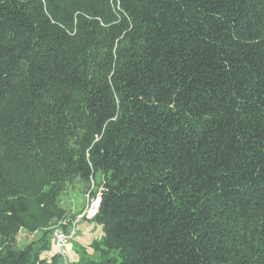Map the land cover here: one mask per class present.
<instances>
[{
    "label": "trees",
    "instance_id": "16d2710c",
    "mask_svg": "<svg viewBox=\"0 0 264 264\" xmlns=\"http://www.w3.org/2000/svg\"><path fill=\"white\" fill-rule=\"evenodd\" d=\"M73 177L105 232L82 264H264V0H0V239L51 241Z\"/></svg>",
    "mask_w": 264,
    "mask_h": 264
},
{
    "label": "rangeland",
    "instance_id": "374dc122",
    "mask_svg": "<svg viewBox=\"0 0 264 264\" xmlns=\"http://www.w3.org/2000/svg\"><path fill=\"white\" fill-rule=\"evenodd\" d=\"M99 21L100 33L94 38L93 46L88 51L87 59L89 62L90 73L100 74L103 69H107L113 58L119 57L123 51L127 40L124 34L111 41L109 33L112 26L120 25L123 19L115 16L113 13ZM71 143V140L69 141ZM97 186L89 185L78 177H73L64 183L63 190L59 194V204L67 211L66 220H71L84 209L87 202L88 189L97 190ZM79 234L68 243L64 252L67 261L58 259L55 256V250L51 241L46 237L44 230L29 232L20 230L12 241L5 243V239H0V249L4 246L12 248H30L33 254L38 256L40 264H82L84 260L93 257L95 254L94 244L101 243L104 232V225L95 219H82L79 222ZM30 264L35 263V256L32 257Z\"/></svg>",
    "mask_w": 264,
    "mask_h": 264
},
{
    "label": "built area",
    "instance_id": "2783aa9c",
    "mask_svg": "<svg viewBox=\"0 0 264 264\" xmlns=\"http://www.w3.org/2000/svg\"><path fill=\"white\" fill-rule=\"evenodd\" d=\"M92 190V189H91ZM101 203V195L99 192H88L87 202L84 209L77 217L64 225L58 224L53 226L51 233V242L53 244L55 254L60 256V259L67 261V256L64 252L65 246L74 240L79 234V222L82 219H93L99 212Z\"/></svg>",
    "mask_w": 264,
    "mask_h": 264
}]
</instances>
